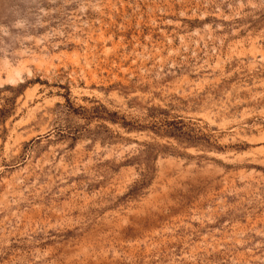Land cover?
<instances>
[{
	"label": "rangeland",
	"instance_id": "rangeland-1",
	"mask_svg": "<svg viewBox=\"0 0 264 264\" xmlns=\"http://www.w3.org/2000/svg\"><path fill=\"white\" fill-rule=\"evenodd\" d=\"M0 264H264V0H0Z\"/></svg>",
	"mask_w": 264,
	"mask_h": 264
}]
</instances>
